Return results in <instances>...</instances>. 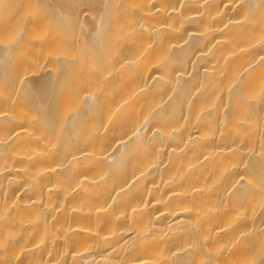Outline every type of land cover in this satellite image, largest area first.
<instances>
[{"label":"bare ground","instance_id":"6f19581e","mask_svg":"<svg viewBox=\"0 0 264 264\" xmlns=\"http://www.w3.org/2000/svg\"><path fill=\"white\" fill-rule=\"evenodd\" d=\"M199 262L264 264V0H0V264Z\"/></svg>","mask_w":264,"mask_h":264},{"label":"rangeland","instance_id":"374dc122","mask_svg":"<svg viewBox=\"0 0 264 264\" xmlns=\"http://www.w3.org/2000/svg\"><path fill=\"white\" fill-rule=\"evenodd\" d=\"M40 7H41V6H40ZM40 7H39V8H36L37 10H34V11H33V9H32V11L34 12V14H36L37 16L41 15V14H42V11H44V14H45V11H46L45 7H43V6H42L41 8H40ZM43 8H44V9H43ZM38 10H39V11H38ZM36 11H37V13H36ZM38 12H40L39 15H38ZM41 16H42V15H41ZM248 161H249V160H248ZM247 244L251 245L250 242H246V246H249V245H247ZM201 263H202V262H199L198 264H201ZM204 263H205V262H204Z\"/></svg>","mask_w":264,"mask_h":264}]
</instances>
